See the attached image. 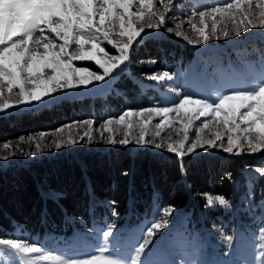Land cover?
Masks as SVG:
<instances>
[{
  "label": "trees",
  "instance_id": "1",
  "mask_svg": "<svg viewBox=\"0 0 264 264\" xmlns=\"http://www.w3.org/2000/svg\"><path fill=\"white\" fill-rule=\"evenodd\" d=\"M185 1L194 2L178 0L177 7L182 8H177L175 16L184 14ZM207 1L196 10L217 2ZM228 42L217 43L223 48L209 54L218 57L214 62L219 57L224 65L264 61V32L254 30ZM194 57V50L181 38L149 35L134 51L129 67L105 92L66 97L2 117L0 142L73 120L113 117L128 108L165 103L163 91L169 85L172 91L184 87L183 74ZM212 66L210 62L207 67ZM163 71L173 74L170 83L146 79ZM259 167H264V154L217 152L180 160L173 154L130 147L80 150L0 166V238L80 248L115 225V236L107 244L129 250L146 227L162 217L163 208L172 206L170 223L161 230L167 240L154 241L142 256L143 264H150L158 253L171 255L172 250L191 243L202 261L199 264H210L218 256L215 251L229 254L242 234L261 242L264 178L255 171ZM45 193L61 195L52 198ZM206 195H223L229 205L209 207ZM227 236L233 238L231 243Z\"/></svg>",
  "mask_w": 264,
  "mask_h": 264
},
{
  "label": "snow or ice",
  "instance_id": "2",
  "mask_svg": "<svg viewBox=\"0 0 264 264\" xmlns=\"http://www.w3.org/2000/svg\"><path fill=\"white\" fill-rule=\"evenodd\" d=\"M177 3L178 0H0V114L114 78L126 70L134 51L149 35L167 33L189 45L203 46L254 30L264 32V0H217L213 6L192 12L186 20L174 15ZM185 24L191 33L184 30ZM77 62H92L98 70L78 67ZM233 71L239 80L217 82L215 95L194 98L196 93L177 92L178 102H172L170 107L128 108L118 117L106 119L100 126L101 137L107 134L103 142L113 146L133 142L154 146L180 160L199 150L264 154V67ZM173 78L168 71L146 77L152 82ZM154 117H159L158 123H154ZM93 125L91 119L64 125L56 133L62 134L67 128V138L56 135L51 145L44 143L48 133L29 136L27 142L34 143V152L5 142L0 148L7 155L0 159L35 156L44 148L75 145L78 141L71 132L73 127L87 126L81 139L91 143ZM173 130L177 138H161L162 133ZM118 133L123 138H118ZM193 135L194 139L190 138ZM157 138H161L160 142H156ZM19 139L25 142V137ZM255 171L264 178V167ZM60 195L45 193L52 198ZM206 203L209 207L214 203L229 205L223 195H206ZM173 213L172 206L164 207L162 217L146 227L130 250L108 246L106 242L115 236L112 225L97 234L104 243L87 249L69 247V258L36 256L33 254L44 252L39 242L0 238V261L7 249L26 264H37L39 260L53 264H143L145 250L154 241L167 240L161 230L169 225ZM260 232L261 242L255 245L252 264H264V228ZM225 239L231 243L233 238Z\"/></svg>",
  "mask_w": 264,
  "mask_h": 264
},
{
  "label": "rangeland",
  "instance_id": "3",
  "mask_svg": "<svg viewBox=\"0 0 264 264\" xmlns=\"http://www.w3.org/2000/svg\"><path fill=\"white\" fill-rule=\"evenodd\" d=\"M193 1L194 2H192V3L195 6H198L199 4L206 5V3L207 4L210 3L207 0H193ZM214 1H216V0H212L211 2H214ZM185 2H188V3L185 6L186 9L184 11V14H178V15H176V17L186 20L192 12L197 11V10L194 8V5H192V3L190 1H185ZM177 8H178V10L179 9L181 10L182 5H180ZM169 26H174V25L169 24ZM184 30L191 33V29L187 24H185ZM169 35H171V34H169ZM231 40H232V38L222 39L219 41L213 40V41L209 42L208 45H203V46L189 45L194 50L195 57L190 61V64L187 66L186 70L184 71V74H183L184 87L183 88L180 87L179 91L178 90L172 91L173 87H171V86H173V85L168 84L169 89L163 91L165 103L152 105V107H155V106L170 107L172 105V102H178L177 92H180V93H184V92L196 93L197 95L194 96V98H203L205 96H208L209 94L215 95L216 94L215 89L217 86V82H219L223 79H230V78L239 80L238 73L234 72L233 70L243 71L244 69H251L254 67H256V68L264 67V61H262L261 64H256V63L250 62V61H244L243 63L238 62L237 65H235V64L224 65L222 57H219L220 58L219 61L214 62L213 60H216L218 57L217 56L212 57L209 54H211L213 52H218L217 50L223 48L221 45H218L217 43L222 42V41H226V42L229 41L230 42ZM229 42H228V44H229ZM223 46H225V45H223ZM109 50L111 51L110 48H109ZM112 54H115V53L113 52ZM205 59H209V60L207 62L205 61V63H202V65H201V62ZM210 62H211V65H213L211 68L207 67ZM77 66L78 67L86 66V67H89L93 71L98 70V66H95L92 62H77ZM128 67H129V64L127 65V68ZM114 78H110L103 83L96 84L95 86H89L87 88H81V89H78L75 91L65 92L63 94L54 96L51 99H46L43 102L34 103L31 106L14 108V110H12V111H5L4 113L0 114V118L9 117L11 115L19 114V113L24 112V111H30V110L38 109L39 107H41L43 105H47V104L49 105L53 101L60 100V99L66 98V97L73 98V97L81 96L84 94L94 96L96 94L105 92L113 84ZM165 82L170 83V81H165ZM241 82H243V81H241ZM167 100H172V101L168 102ZM113 117H118V115L113 116ZM108 118H112V117L86 118V119H91L94 121L93 129H92L93 142H91V143L88 142L87 138H84L83 140L81 139V137L84 136V133L88 130L87 126L73 127L71 129V132H72L73 136L77 139V141H78L77 144L70 145V146L66 145V146L62 147L61 149H55L54 147L44 148L43 151H41L39 154H37L35 156L16 155L9 160L0 159V166L8 167V166L14 165L16 163H23L26 161L42 159L45 157L55 158V157L61 156L62 154H67L70 152H76V151L87 150V149L109 151V150L119 148V147H130V148H134V149H136V148L146 149L147 148V149H150L152 151L159 152L162 154H169V153H167L166 150H157L154 148V146L136 145L134 142L127 145V146H121V145L113 146V145H109V144L104 143L103 140L106 139L107 134H105L104 137H101L100 132L102 131V129L100 128V126ZM86 119L73 120V121L64 123L63 125L55 128V129H52V130L36 131V132H32L28 135H21V136L25 137V142H21L19 139L21 136H19L16 139L0 142V145H2L5 142H9V143H12L14 145L20 144V146L23 147V149L25 151L34 152L35 151V145H34V143L27 142V137L38 136V134L40 132H45V133H48L50 135L44 141V143L51 145L53 142V139H55L56 135H62L66 139L68 132H69V129L66 128L64 133L58 134V133H56V129H58L64 125H67V124H72L75 121H83ZM133 119H137V118L134 117ZM158 122H159V117H154V123H158ZM198 123L199 122H197V125H198ZM169 135H171L173 137V139L177 138L175 136L174 130L170 133L169 132L162 133L161 138L166 139ZM117 136H118V138H123L122 136L119 135V133L117 134ZM161 138H157L156 142H160ZM190 138L194 139V135ZM146 139H148V137H146ZM217 152L222 153V151L218 150V149L212 150V151L199 150L196 154H191V155L212 154V153H217ZM4 155H7V152H5L2 148H0V157H2ZM134 242H136V241H134ZM258 242H259L258 239H250V238H247L246 235L242 234L241 236H239L238 240L236 241L235 245L233 246L234 248L232 247L233 250H231L229 254H219V252L215 251V253L218 256H217V258H214L213 259L214 261L210 264H252L253 255L257 251L255 245ZM95 243H104V241L98 240V237H97L96 240H89V242L87 241V244L85 246L80 247V248L81 249H87ZM186 243L188 244V242H186ZM40 246L44 249V252L33 254V255L38 256V255H42V254H51V255L63 256L64 258H69L66 255L68 248H66L64 246H57V247H45L42 245H40ZM108 246L110 248L114 247V246H111L110 244H108ZM214 246H215V248H217V246H219V245L215 244ZM224 248H225V246H224ZM130 249L131 248H129V250ZM180 249L181 250H172V252H170L171 255L168 254L167 252L164 254L158 253L157 255H155L154 261L150 262V264H171V262L174 260L176 262L178 261V263H176V264H199L200 262L202 263V261L199 257V254L197 253V250L195 249V247H192V243L190 244L189 247L187 245L186 248L182 247ZM218 251H222V250H218ZM178 257H179V260H177ZM73 258H77V257H73ZM79 258H82V257H79ZM0 264H26V261L21 260L14 253L5 249V257L3 258L2 261H0ZM37 264H53V262L48 261V260H39L37 262Z\"/></svg>",
  "mask_w": 264,
  "mask_h": 264
}]
</instances>
